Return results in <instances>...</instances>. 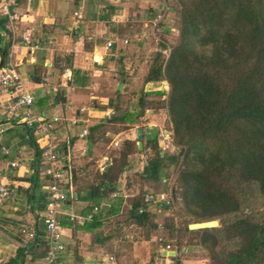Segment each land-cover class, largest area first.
<instances>
[{"label":"trees","instance_id":"obj_1","mask_svg":"<svg viewBox=\"0 0 264 264\" xmlns=\"http://www.w3.org/2000/svg\"><path fill=\"white\" fill-rule=\"evenodd\" d=\"M170 1L166 5L177 13V40L164 59L161 50L166 45L158 44L144 81L168 85L167 90L154 93L165 95L160 103L168 116L175 152L163 155L155 134L140 127L141 149L134 140L125 139L109 167L94 172L93 182L82 186L85 195L77 198L90 201L89 208L106 198L107 210L89 211L92 226L98 225L99 214H115L122 199L109 195L117 189L122 172L131 167L128 155L144 153L137 174L139 188L122 222L141 227L146 238L160 225L162 243L181 245L176 235L190 234L191 244L206 251L208 264H264V202L256 204L264 198V0ZM7 45L0 44V66ZM145 103L143 93L133 105L138 112L131 113L130 105L120 110L119 102L106 121L133 124ZM147 129L155 130L154 126ZM168 164L174 165V189L170 206L162 208L163 221L157 222L143 195L160 190ZM72 178L71 170V183ZM28 179L32 185L37 182V166ZM174 202L184 217L195 221L217 218L218 226L189 230L187 224L176 222L173 211L165 215ZM60 224L64 223L60 220ZM34 248L36 257L42 258V227L12 261L21 260ZM175 259L185 260L182 256Z\"/></svg>","mask_w":264,"mask_h":264},{"label":"crops","instance_id":"obj_2","mask_svg":"<svg viewBox=\"0 0 264 264\" xmlns=\"http://www.w3.org/2000/svg\"><path fill=\"white\" fill-rule=\"evenodd\" d=\"M163 6L166 0H10L11 18L0 14V20L4 19V29L0 25V44H8L10 61L33 97L32 111L50 124L62 163L69 165L73 173L70 197L63 204L67 216L60 218L64 223L65 249L60 254L63 264H121V259L113 257L114 253L118 257L128 253V262L124 264H143L148 260L141 242L153 241L152 233L148 238L143 235L139 241L129 227L134 225L142 230L141 227L125 222L117 223L120 228L109 224L107 219L116 214H99L96 226H92L91 220L79 222L74 217L88 214L93 207L109 208L106 198L95 201L89 208L90 201L77 197L85 195L82 186L93 182L90 174L106 170L116 157L109 155V149L118 146L121 138L131 140V133L136 130L130 128L136 125L128 121H106L130 87V73L123 64L124 53L119 50L127 39L116 33L117 26L128 19L142 20L143 25L154 20ZM145 9L152 18L144 21ZM74 12H79V19ZM26 33L33 39L51 43L47 48L29 49L21 40ZM107 41L111 45L105 47ZM9 98L7 91L2 92L3 101ZM0 128L8 151L0 152V173L9 188L8 196L0 201V264H42L35 248L21 260L12 261L18 249L31 241L27 236L29 230L35 232L42 227L40 217L46 195L39 158L42 133L35 126H26L18 117H7L2 109ZM83 130L86 132L81 135ZM11 161L17 165L11 167ZM35 166L38 179L32 185L28 177ZM130 168L122 172L115 190L121 203L129 198L128 206L137 192H131L133 185L125 178ZM128 191L131 193L127 194ZM150 211L159 213L152 208ZM168 214L166 211L165 215Z\"/></svg>","mask_w":264,"mask_h":264},{"label":"rangeland","instance_id":"obj_3","mask_svg":"<svg viewBox=\"0 0 264 264\" xmlns=\"http://www.w3.org/2000/svg\"><path fill=\"white\" fill-rule=\"evenodd\" d=\"M170 1V0H168ZM172 2V1H170ZM148 11V10H147ZM158 17H156V20H152V15L150 12H144V21L149 20L145 24L142 25V20H130L123 21L118 24L117 26V34L127 39V44L119 46V50L124 53V62L123 64L128 67V72L130 73L128 76V80L130 83V87L126 94L123 96L124 98L120 99V110L124 109L125 106L130 105V108L132 111L131 113H134L135 111L138 112L137 106L135 101L137 97L144 93V99L145 104L143 112H141L136 122L134 123L136 126L133 125L130 126V128H143L144 131L151 135L155 134L157 139V144L159 151L162 152V154H171L175 152V147L172 142V134L170 130V123L168 120L167 113L165 111V108L161 106L160 100L165 98V95H158L155 94L154 91L157 90H167L168 85L165 81H161L156 83H151L148 81H144L145 75L148 71L149 66L152 63V58L155 54V52L158 50V44L159 43H165V48L161 50V58H166L169 46L173 45L177 40L178 35V22H177V13L175 10H173L170 5L163 6L160 10L157 12ZM155 101V102H154ZM127 108V107H126ZM134 111V112H133ZM148 123H152L151 127L154 126L155 130H149L147 127ZM115 128V126H114ZM131 140H134L136 145V132L133 131L131 133ZM125 139L121 138L118 141V146L114 147V149H109V155L110 156H117L118 150H120L122 142ZM143 139L141 138V142ZM167 141V142H166ZM169 142V143H168ZM145 154L143 153H132L129 157V162L131 164V168L129 172L126 175L127 182L132 183V193H135L137 191L139 179H138V172L141 169V166L144 163L145 160ZM91 170L90 172H92ZM93 172L90 174L92 175ZM166 179V182L160 183V190H168L170 189L171 194L174 189V165L168 164L166 168V174L164 176ZM136 186V187H135ZM131 192H126L131 193ZM122 201V200H121ZM259 202H264V198L258 199L256 201V204ZM129 198H126L124 202H120L118 205V211L115 213L116 215L112 216L110 219H107L109 224H113L115 226L117 223H121L123 220V217L126 210L129 208L128 206ZM171 203V202H170ZM170 206V204H169ZM155 207V206H154ZM161 207V208H160ZM159 210L160 212L158 214H155V220L157 222H162L164 217L163 213V207L160 206ZM174 212V219L177 223L181 224H188L190 222H195L190 217H184L182 214H180V208L179 204L177 202L173 203V206H171V212ZM217 220V226L219 224V220L217 218H214ZM212 220V219H211ZM202 221V220H201ZM116 226H119L118 224ZM121 225L118 227L120 228ZM129 230H132V234L135 238H137L139 241L143 238V235L146 234L145 230H141L140 228L132 225L129 227ZM166 233V232H165ZM164 232L162 230H156V232L151 234V238L153 241H146V243L141 242V248L142 251L148 254V260L147 262L143 264H153V261L151 260V255L158 248V243L155 240L157 236H163ZM181 245H184L187 247V253L183 256L185 259H188V261H192L194 264H208L207 259V253L206 251L197 245H192L193 242V236L190 234L185 235H176ZM149 240V239H148ZM126 248V247H125ZM127 251V250H126ZM128 253H121V255L117 253L113 254V257L118 260L121 259L119 262L122 264L128 262L126 261L128 259L127 255ZM154 257V256H153Z\"/></svg>","mask_w":264,"mask_h":264},{"label":"built area","instance_id":"obj_4","mask_svg":"<svg viewBox=\"0 0 264 264\" xmlns=\"http://www.w3.org/2000/svg\"><path fill=\"white\" fill-rule=\"evenodd\" d=\"M10 0H0V14L6 15L11 18L8 12V5ZM76 19L80 18L79 12H74ZM158 17V15L156 16ZM156 20V18H155ZM22 45L29 49H42L47 48L50 45V40L42 41L33 39L30 33H26L21 36ZM126 42L125 40L123 41ZM111 45L110 41L105 43V47ZM6 60L2 66H0V109L7 117H18L26 126H35L43 137V144L40 145L39 158H40V173L45 178L43 187L46 195L43 203L42 214L40 221L44 231V246L45 252L42 256V264H63L60 261V254L64 251L65 246L62 239V226L60 224L61 216H67V213L63 210V204L70 197V191L72 187L71 183V168L69 165L62 163L55 145L54 138L50 131V124L45 119L35 114L31 105L33 97L24 86L20 76L17 74L10 61V52L6 54ZM8 92L10 98L7 101L1 99L2 92ZM86 131L83 130L81 135ZM3 129L0 128V152L7 154V148L3 144L2 137ZM167 142V141H166ZM169 143V142H168ZM114 145H117L114 142ZM162 153V152H161ZM11 167H15L17 163L15 161L9 162ZM166 182L163 177L160 183ZM9 194L8 184L4 182L3 176L0 173V201L5 199ZM117 193L112 192L111 196H115ZM143 200L147 209L152 208L155 212H160L159 207H169L171 201V191L161 190L155 193H145ZM155 206V207H154ZM161 208V207H160ZM97 210V207H93V211ZM138 211H142L139 208ZM72 219L73 216L69 215ZM77 221L81 222L85 219H90L91 214L88 213L84 216L74 217ZM158 229L162 230L161 226ZM28 239L32 240L35 236L34 230H29ZM158 243L156 249V256L153 259V264H194L188 263L186 260L176 262L175 257L184 256L187 253V247L184 245H178L176 243H162V237L157 236L155 240ZM173 251L174 254L167 255V252Z\"/></svg>","mask_w":264,"mask_h":264},{"label":"water","instance_id":"obj_5","mask_svg":"<svg viewBox=\"0 0 264 264\" xmlns=\"http://www.w3.org/2000/svg\"><path fill=\"white\" fill-rule=\"evenodd\" d=\"M136 132V146L137 149L140 150L142 147V142H141V129L137 128L135 130ZM104 207V206H102ZM217 226V220L215 219H210V220H203V221H195V222H190L187 224V228L189 230H197V229H203V228H212V227H216ZM174 252L173 251H169L167 252V255H173Z\"/></svg>","mask_w":264,"mask_h":264}]
</instances>
